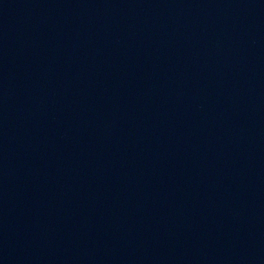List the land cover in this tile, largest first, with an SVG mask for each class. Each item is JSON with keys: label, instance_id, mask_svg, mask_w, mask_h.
Masks as SVG:
<instances>
[{"label": "water", "instance_id": "water-1", "mask_svg": "<svg viewBox=\"0 0 264 264\" xmlns=\"http://www.w3.org/2000/svg\"><path fill=\"white\" fill-rule=\"evenodd\" d=\"M0 264H264V0H0Z\"/></svg>", "mask_w": 264, "mask_h": 264}]
</instances>
